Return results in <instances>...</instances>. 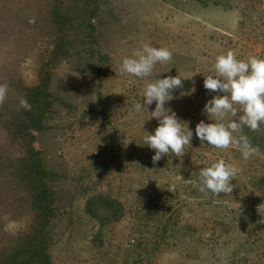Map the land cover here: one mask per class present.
Here are the masks:
<instances>
[{
  "label": "rangeland",
  "instance_id": "1",
  "mask_svg": "<svg viewBox=\"0 0 264 264\" xmlns=\"http://www.w3.org/2000/svg\"><path fill=\"white\" fill-rule=\"evenodd\" d=\"M146 44L172 61L144 79L116 71ZM229 50L264 58V0H0V264H264V125L243 129L259 148L248 160L194 134L182 158L153 165L143 131L158 122L134 107L148 83L179 74L174 95L195 91L165 107L194 132L214 95L203 76ZM220 159L233 192L205 196L199 170Z\"/></svg>",
  "mask_w": 264,
  "mask_h": 264
},
{
  "label": "clouds",
  "instance_id": "2",
  "mask_svg": "<svg viewBox=\"0 0 264 264\" xmlns=\"http://www.w3.org/2000/svg\"><path fill=\"white\" fill-rule=\"evenodd\" d=\"M171 61L172 53L168 48L146 44L142 49L134 51L132 56L123 58L116 71L144 79L152 76L158 63L163 65ZM213 68L214 74L203 76L204 88L214 93L202 109L208 122L201 120L196 124L194 132L187 121L181 120L170 107H165L169 101L195 91L193 87L174 95L177 90L183 89V80L188 78L179 74L163 78L158 76L144 88L143 103L140 100L134 107L137 112H149V119L154 118L158 122L153 132L143 131V145L155 153L151 157L153 165L170 153L173 157L182 158L186 148L191 147L194 134L201 144L206 142L214 149H238L244 160L259 152V148L243 134V129L257 131L264 125V58L250 56L246 60L239 59L229 50L216 56ZM7 92L8 85L0 83V105L5 102ZM153 103L154 110L149 111ZM237 106L242 110V115L238 116ZM18 107L29 111L31 104L26 98L20 97ZM229 115L234 119L225 124V118ZM235 175V170L223 159L217 160L199 170V192L205 196L209 193L214 196L231 194Z\"/></svg>",
  "mask_w": 264,
  "mask_h": 264
},
{
  "label": "trees",
  "instance_id": "3",
  "mask_svg": "<svg viewBox=\"0 0 264 264\" xmlns=\"http://www.w3.org/2000/svg\"><path fill=\"white\" fill-rule=\"evenodd\" d=\"M46 83H44L42 85V87H40L38 90H36L35 92H33L31 98L34 99H40L42 98L43 95V90ZM36 102V101H35ZM34 103V102H32ZM40 167L37 168V171H30L32 173L33 178L32 179V188H34V194L36 197V202L38 203H42L44 207L40 208V211H45L46 209H48V205L46 204L45 200L47 199V189L46 186L44 184V176H45V172L43 170H38ZM95 198L90 199L87 201V211L91 212L92 214H94V209L96 207H98L97 201L94 202ZM37 258V256H33V258Z\"/></svg>",
  "mask_w": 264,
  "mask_h": 264
}]
</instances>
